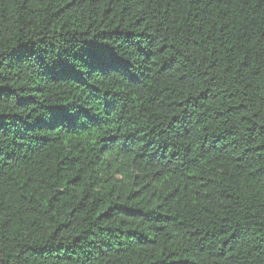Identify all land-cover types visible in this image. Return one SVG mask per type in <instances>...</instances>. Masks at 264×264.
<instances>
[{"label":"trees","instance_id":"16d2710c","mask_svg":"<svg viewBox=\"0 0 264 264\" xmlns=\"http://www.w3.org/2000/svg\"><path fill=\"white\" fill-rule=\"evenodd\" d=\"M0 264H264V0H0Z\"/></svg>","mask_w":264,"mask_h":264}]
</instances>
